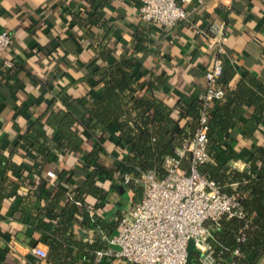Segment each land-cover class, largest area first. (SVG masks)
Here are the masks:
<instances>
[{
    "label": "trees",
    "instance_id": "16d2710c",
    "mask_svg": "<svg viewBox=\"0 0 264 264\" xmlns=\"http://www.w3.org/2000/svg\"><path fill=\"white\" fill-rule=\"evenodd\" d=\"M136 62L129 55L110 64L92 63L86 78L93 88L81 97L63 93V107H48L44 111L39 118L43 124L35 122L22 138L37 151L34 159L39 164L34 169L17 165L9 156L0 157V200H12V213L26 225L28 236L39 234V241L48 246V256L44 258L47 262L118 264L110 256L98 260L97 252L107 249V239L117 233L127 211V202L119 199L120 194L131 192L130 204L142 196L139 183H124L122 176L129 173L137 178L144 171L156 170L163 177L165 158L181 148L201 126L202 98H182L170 105L164 98L132 90L142 76ZM209 64L203 71L204 79ZM228 80L226 74L221 77L224 97L214 101L207 117L211 159L200 164L198 171L218 183L222 192L237 195L243 212L242 216L224 215L218 224L209 222L216 240L215 264H248L264 258V145L254 150L249 168L239 170L232 163L239 155L232 147L231 133L235 127L248 125L243 107L253 110L254 124L264 125V82L246 73L231 89ZM149 83L151 86L152 82ZM98 86L101 88L95 90ZM115 124L119 127L117 144L127 152L108 166L103 162L108 153L105 142ZM246 131L253 135L248 128ZM88 139L91 148L86 151ZM53 148L81 155L86 172L83 182L74 178V168H64L53 179L55 186H49L50 178L43 171ZM191 159L188 152L182 158V168L189 171ZM12 175L19 178L18 183ZM100 181H107L108 186ZM36 200L38 204L33 210L24 207ZM42 200L48 203L42 204ZM77 214H81L80 219ZM199 255L194 250V264H199Z\"/></svg>",
    "mask_w": 264,
    "mask_h": 264
},
{
    "label": "crops",
    "instance_id": "0c3cea01",
    "mask_svg": "<svg viewBox=\"0 0 264 264\" xmlns=\"http://www.w3.org/2000/svg\"><path fill=\"white\" fill-rule=\"evenodd\" d=\"M139 4V0H0V29L12 34L11 46L0 58V157L9 156L25 169L39 164L34 159L37 151L22 139L24 134L48 107H63V93L81 97L93 88L86 78L92 63L110 64L131 55L142 71L140 84L132 90L164 98L170 105L182 98H201L206 88L203 71L211 58L208 37L189 22L171 28L147 24L140 17ZM183 5L199 27L207 29L213 22L226 25L225 74L231 89L246 73L264 82V0H187ZM5 59L14 66L5 67ZM241 111L248 125L231 133L239 155L232 163L246 170L256 147L264 145V125L254 124L251 108ZM247 128L253 135L247 134ZM118 134L115 124L105 142L108 153L103 162L108 166L127 152L118 146ZM86 144L88 151L90 139ZM48 160L43 174L50 178L49 186H55L53 179L64 168H74L79 183L85 179L80 154L53 148ZM12 176L18 183L19 178ZM100 184L108 186L107 181ZM121 194L126 211L133 194ZM11 201L0 200V264H53L33 253L36 246L47 251L48 246L39 241L38 233L26 234V225L12 213ZM37 204L38 200L24 207L33 210ZM248 264H264V258Z\"/></svg>",
    "mask_w": 264,
    "mask_h": 264
},
{
    "label": "built area",
    "instance_id": "2783aa9c",
    "mask_svg": "<svg viewBox=\"0 0 264 264\" xmlns=\"http://www.w3.org/2000/svg\"><path fill=\"white\" fill-rule=\"evenodd\" d=\"M139 1L143 22L166 28L189 22L197 33L208 37L211 58L204 74L206 91L201 96L204 101L201 126L181 148L165 158L163 177L156 170L144 171L137 178L129 173L122 176L124 183L132 180L143 183L144 192L121 219L117 233L107 239V249L97 252L98 260L110 256L124 264H188V246L193 240L195 250L200 252L199 264H213L216 240L209 222L218 224L224 215H243L237 195L222 192L218 183L198 171L200 164L211 159L208 114L214 101L225 94L219 82L226 72L227 28L223 22H213L207 29L199 27L183 5L187 0ZM11 43V32L0 29V58H4ZM4 66L11 68L14 62L5 59ZM188 152L192 155L189 171L181 165ZM33 253L42 258L48 256L47 250L40 246L33 248Z\"/></svg>",
    "mask_w": 264,
    "mask_h": 264
},
{
    "label": "water",
    "instance_id": "95a60500",
    "mask_svg": "<svg viewBox=\"0 0 264 264\" xmlns=\"http://www.w3.org/2000/svg\"><path fill=\"white\" fill-rule=\"evenodd\" d=\"M195 250V243L193 240L190 241L188 246V264H194L193 262V252Z\"/></svg>",
    "mask_w": 264,
    "mask_h": 264
},
{
    "label": "rangeland",
    "instance_id": "374dc122",
    "mask_svg": "<svg viewBox=\"0 0 264 264\" xmlns=\"http://www.w3.org/2000/svg\"><path fill=\"white\" fill-rule=\"evenodd\" d=\"M139 187H141V194H140V195H142L143 192H144V184L141 183V182H139ZM132 207H133V204L131 203V204L129 205V209H128L127 211L131 210ZM127 211H126V212H127ZM118 264H119V262H118Z\"/></svg>",
    "mask_w": 264,
    "mask_h": 264
}]
</instances>
